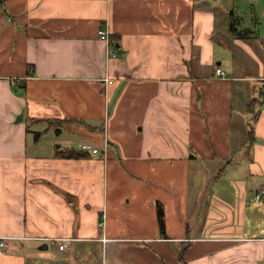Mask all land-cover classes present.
Wrapping results in <instances>:
<instances>
[{"label": "crops", "instance_id": "1", "mask_svg": "<svg viewBox=\"0 0 264 264\" xmlns=\"http://www.w3.org/2000/svg\"><path fill=\"white\" fill-rule=\"evenodd\" d=\"M263 9L0 0V264H264Z\"/></svg>", "mask_w": 264, "mask_h": 264}, {"label": "built area", "instance_id": "2", "mask_svg": "<svg viewBox=\"0 0 264 264\" xmlns=\"http://www.w3.org/2000/svg\"><path fill=\"white\" fill-rule=\"evenodd\" d=\"M98 34H99V37H100L101 40L107 42L110 45L111 38H110V34H109V32H108V30L106 28L100 29ZM109 50L111 51V54H112L113 57L117 56V51L114 48V46L113 47L111 46L109 48ZM216 74H217V76H225L226 75V73L221 68H217L216 69ZM80 149L82 151H84V152H87V153L91 152V153L97 154V153L100 152L98 148H96L93 145L88 144V143L81 144L80 145ZM263 196H264V191H262V193L257 194V196L255 198L256 201H260ZM1 246H3V247L6 246V243L5 242H1ZM60 248L64 249L65 245H61Z\"/></svg>", "mask_w": 264, "mask_h": 264}, {"label": "trees", "instance_id": "3", "mask_svg": "<svg viewBox=\"0 0 264 264\" xmlns=\"http://www.w3.org/2000/svg\"><path fill=\"white\" fill-rule=\"evenodd\" d=\"M235 19L234 17H232V25H234ZM37 135H40L39 133H37ZM61 155H63L64 157L67 158H71V157H82L84 156V151L80 150L77 151L75 149H68L64 152L61 153ZM158 220H159V224H160V228L163 234H165V217H164V209L162 206H159L158 208ZM182 259H184V251H183V255L181 256Z\"/></svg>", "mask_w": 264, "mask_h": 264}, {"label": "rangeland", "instance_id": "4", "mask_svg": "<svg viewBox=\"0 0 264 264\" xmlns=\"http://www.w3.org/2000/svg\"><path fill=\"white\" fill-rule=\"evenodd\" d=\"M263 20H264V9L261 11L258 10V21L261 22ZM41 128H42L41 126L36 127V129H41ZM63 243H65V242H63Z\"/></svg>", "mask_w": 264, "mask_h": 264}]
</instances>
